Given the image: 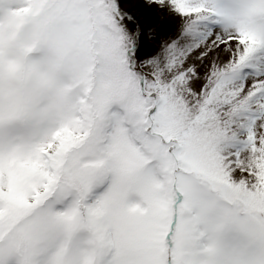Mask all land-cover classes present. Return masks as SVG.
Listing matches in <instances>:
<instances>
[{
	"label": "snow or ice",
	"instance_id": "obj_1",
	"mask_svg": "<svg viewBox=\"0 0 264 264\" xmlns=\"http://www.w3.org/2000/svg\"><path fill=\"white\" fill-rule=\"evenodd\" d=\"M0 264H264V0H0Z\"/></svg>",
	"mask_w": 264,
	"mask_h": 264
}]
</instances>
